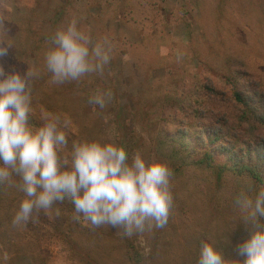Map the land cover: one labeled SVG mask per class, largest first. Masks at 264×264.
<instances>
[{
    "label": "rangeland",
    "instance_id": "obj_1",
    "mask_svg": "<svg viewBox=\"0 0 264 264\" xmlns=\"http://www.w3.org/2000/svg\"><path fill=\"white\" fill-rule=\"evenodd\" d=\"M0 12L15 44L0 58L6 72L42 69L48 37L72 16L94 38L114 40L104 77L36 79L28 124L65 113L73 139H114L130 156L164 161L174 197L165 228L121 238L111 226L73 221L67 201L56 205L59 218L41 213L12 229L23 193L0 187V264H197L205 239L242 262L235 248L251 228L233 200L241 188H264V0H0ZM108 89L113 101L98 115L88 97ZM244 168L262 182L236 174Z\"/></svg>",
    "mask_w": 264,
    "mask_h": 264
},
{
    "label": "clouds",
    "instance_id": "obj_2",
    "mask_svg": "<svg viewBox=\"0 0 264 264\" xmlns=\"http://www.w3.org/2000/svg\"><path fill=\"white\" fill-rule=\"evenodd\" d=\"M0 12V58L15 46ZM83 17L72 16L48 37L43 68L6 72L0 64V187L23 193L11 220L18 229L35 223L43 213L61 216L56 205L74 208L72 219L92 229L111 226L121 238L150 234L167 226L173 212V171L159 159H146L137 150L129 154L114 139L75 138L73 119L61 112H42V126H29L35 115L33 82L49 75L51 85L80 82L87 76L104 77L117 44L107 34L93 37L81 26ZM111 89L97 90L88 104L101 114L113 101ZM95 110V109H94ZM239 221L250 235L236 245L243 261L228 260L216 242L201 240L197 264H264V188H241L233 200ZM3 260H8L5 253Z\"/></svg>",
    "mask_w": 264,
    "mask_h": 264
},
{
    "label": "trees",
    "instance_id": "obj_3",
    "mask_svg": "<svg viewBox=\"0 0 264 264\" xmlns=\"http://www.w3.org/2000/svg\"><path fill=\"white\" fill-rule=\"evenodd\" d=\"M236 97H237L238 101H240V102L242 101L241 97H239L238 94L236 95ZM260 168H264V162L260 164ZM221 173L223 175L224 171L223 172L221 171ZM238 173L236 172L237 175H245V176H247L249 178H252V179H254V180L258 181V182H262V178L260 176V172H257L255 168H244L243 171L241 170V174H238Z\"/></svg>",
    "mask_w": 264,
    "mask_h": 264
}]
</instances>
